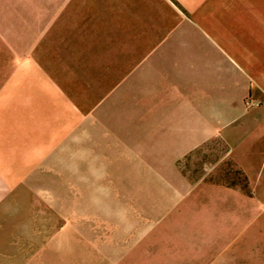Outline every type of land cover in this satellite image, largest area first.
<instances>
[{
    "label": "rangeland",
    "instance_id": "rangeland-1",
    "mask_svg": "<svg viewBox=\"0 0 264 264\" xmlns=\"http://www.w3.org/2000/svg\"><path fill=\"white\" fill-rule=\"evenodd\" d=\"M182 1L0 0V17L14 21L0 24L13 27V39L3 46L11 44L13 64L37 66L27 75L38 81L45 106L44 150L27 167L12 168L11 184H0L6 196L0 199V251L19 256L21 250L44 264H85L71 252L83 251L87 243L94 251L90 264H120L111 261L127 252L140 225L150 223L142 211L152 203L148 193L173 189L134 181L139 153L147 149V143L135 141L134 118L142 108L148 111V103L139 100H147L149 89L133 79V56L112 54L147 47L152 21L157 31L163 26L170 35L179 32L181 12L186 14ZM21 19L27 23H15ZM103 63L109 71L102 70ZM180 168L192 182L250 194L218 140L190 154ZM186 230L180 216L156 227L145 241L162 254L155 264H204L195 249L184 246ZM245 240L240 233L231 263L221 264H264V250L239 249Z\"/></svg>",
    "mask_w": 264,
    "mask_h": 264
},
{
    "label": "crops",
    "instance_id": "crops-1",
    "mask_svg": "<svg viewBox=\"0 0 264 264\" xmlns=\"http://www.w3.org/2000/svg\"><path fill=\"white\" fill-rule=\"evenodd\" d=\"M181 6L186 14L181 12L179 32L170 35L163 26L157 31L152 21L147 47L112 54L133 56V79L147 82L149 89L147 100H139L148 103V111L142 108L134 118L135 141L147 143L134 181L173 189L148 193L152 203L142 211L150 223L135 230L133 243L113 263L155 264L162 254L145 241L170 216H180L187 226L184 246L213 264L231 263L240 233L246 240L239 249L264 250V0H183ZM2 23L14 21L0 17ZM7 29L0 27L5 58L0 61V184H11L12 168L27 167L45 143L44 98L38 81L27 75L38 68L13 64L11 44L2 43L13 39V27ZM102 70L109 71V64L103 63ZM215 140L246 177L250 194L192 182L182 172L184 159ZM2 193L0 199L6 198ZM22 252L0 251V264H44ZM71 253L93 263L87 243L83 251Z\"/></svg>",
    "mask_w": 264,
    "mask_h": 264
},
{
    "label": "trees",
    "instance_id": "trees-1",
    "mask_svg": "<svg viewBox=\"0 0 264 264\" xmlns=\"http://www.w3.org/2000/svg\"><path fill=\"white\" fill-rule=\"evenodd\" d=\"M244 176V175H243ZM244 180H245V182H246V186H244V188L246 189L247 188V179H246V177L244 176Z\"/></svg>",
    "mask_w": 264,
    "mask_h": 264
}]
</instances>
